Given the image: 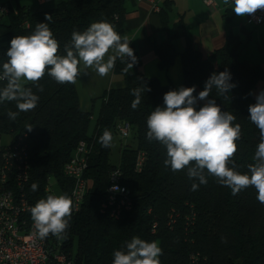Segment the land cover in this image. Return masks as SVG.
Masks as SVG:
<instances>
[{
    "label": "trees",
    "instance_id": "1",
    "mask_svg": "<svg viewBox=\"0 0 264 264\" xmlns=\"http://www.w3.org/2000/svg\"><path fill=\"white\" fill-rule=\"evenodd\" d=\"M126 3L127 0H64L52 10L35 14H30L25 7L14 8L17 14L8 16L9 24L0 37V71L8 60L6 52L11 39L31 35L37 23H48L59 44L58 55H66L65 46H71L73 31L82 33L94 22L111 23L123 37ZM167 11L169 7L160 13L163 29L168 32L167 40L161 44L150 42L161 70L171 67L179 55L174 43L175 28L169 26ZM46 16L51 19L47 20ZM243 44L238 37H229L224 48L204 58L188 42L181 54V64L183 87L195 86L193 95L204 90L212 73L226 69L231 73V82L236 86L224 96L213 88L208 99H214L221 111L236 116L233 123L240 125L241 135L229 166L234 164L236 171L250 175L248 165L255 163L260 132L250 121L248 109L256 103L253 94L258 83H262L261 91L264 90V71L241 58ZM134 55L137 62L132 69L128 68L126 58L115 59L113 76L121 79L123 87L110 89L100 98L101 109L91 136L88 135L91 114L80 109L76 83L59 84L48 75L47 69L37 84L25 85L39 96L34 110L19 112L11 120L8 112L19 111L16 102L0 103V135L11 137L10 145L0 150V165L4 150L21 139L30 165L27 193L36 204L47 197L44 190L48 178L55 179L63 194L69 195L72 182L63 176V166L71 160L80 142L91 146L85 173L90 190L81 210L71 214L64 239L65 251L75 264H112L114 251L123 250L133 237L156 241L163 249L159 257L161 264H264V204L257 200L256 189L250 186L233 195L229 187L219 184L206 170V184L190 180L187 168L174 172L165 166L166 148L146 138L148 116L157 106H164V94L174 88L163 87L156 79L144 77L140 73L141 59L135 51ZM6 83L0 81V89ZM38 85L43 91L38 90ZM141 86L150 90L142 93L141 103L133 110L132 89ZM204 103L197 101L196 109ZM120 122L130 125V136L136 146H124L118 164L113 165L112 141L109 147H104L100 137L106 130L113 136ZM137 152L146 156L140 173L134 170ZM115 168L122 172V184L134 201L133 210L118 220L99 213L108 176ZM33 183L38 185L36 191L32 190ZM193 183L199 184L195 191ZM153 225H156L154 234L151 233Z\"/></svg>",
    "mask_w": 264,
    "mask_h": 264
},
{
    "label": "clouds",
    "instance_id": "2",
    "mask_svg": "<svg viewBox=\"0 0 264 264\" xmlns=\"http://www.w3.org/2000/svg\"><path fill=\"white\" fill-rule=\"evenodd\" d=\"M230 2L238 16L264 9V0H223L226 6ZM46 19L50 20L51 16H46ZM71 42V46H65L66 55H58L59 44L48 23H37L31 35L11 39L6 52L8 60L0 71V81L7 82L0 89V103L15 101L19 110L9 111V119L15 120L19 112H28L37 107L39 96L26 87L25 82L37 84L46 69L57 83L75 84L81 73V62L84 70L93 69L101 77L107 76L114 68L117 57L126 58L130 69L137 62L127 36L122 37L107 21L94 22L82 33L73 31ZM110 50L114 55H108ZM231 81V73L226 69L218 74L212 73L198 95H193L195 86H181L178 90L166 92L164 106H157L147 118L146 138L158 141L166 148L163 163L170 166L172 171L187 168L190 180L206 184V170L219 184L229 187L233 195L252 186L258 193L257 200L264 204V90L257 94L256 103L249 105L248 109L250 121L260 132L255 163L248 165L250 175L241 174L235 170L234 164L229 166L237 150L236 141L240 138L241 127L233 123L236 116L221 111L214 99H208L213 88L219 95L228 93L236 86ZM38 90L43 91L42 86L38 85ZM145 90L150 89L145 86L132 89L135 97L131 102L133 110L141 103ZM197 101H205L199 110L195 107ZM111 141L112 135L106 130L100 142L104 147H109ZM199 184L193 183L192 190H197ZM31 187L36 191L38 185L33 183ZM72 210V200L67 195H48L46 199L39 200L30 209L36 235L40 239L49 234L66 239ZM162 254L163 249L156 241L133 237L126 242L123 250L114 251L112 264H161L159 257Z\"/></svg>",
    "mask_w": 264,
    "mask_h": 264
},
{
    "label": "crops",
    "instance_id": "3",
    "mask_svg": "<svg viewBox=\"0 0 264 264\" xmlns=\"http://www.w3.org/2000/svg\"><path fill=\"white\" fill-rule=\"evenodd\" d=\"M211 1L212 5L206 6L203 0H127L124 36H127L141 59L140 73L144 77L154 78L161 86H172L178 90L183 86L181 54L185 52L188 42L195 51L208 58L224 48L229 37H238L244 43L240 50L242 59L264 71V46L256 43L252 47L253 32L249 28L253 26L257 29L264 24L254 26L246 15H236L231 3L226 6L223 0ZM154 5L159 12L153 10ZM45 6L47 4L39 7ZM168 7L169 26L175 28L174 43L179 55L171 67L161 70L150 42L161 44L167 40L168 32L163 29L160 13ZM108 55L114 53L110 50ZM79 67L81 73L76 82L79 106L83 112L92 114L94 100L101 98L110 89L122 88L123 83L121 79L112 81L113 70L101 77L93 69L84 70L82 62ZM84 84L86 92L81 97L80 91ZM261 89L262 83H258L253 94L255 101Z\"/></svg>",
    "mask_w": 264,
    "mask_h": 264
},
{
    "label": "built area",
    "instance_id": "4",
    "mask_svg": "<svg viewBox=\"0 0 264 264\" xmlns=\"http://www.w3.org/2000/svg\"><path fill=\"white\" fill-rule=\"evenodd\" d=\"M35 1L39 6H42L51 0ZM203 1L206 6L212 5L211 0ZM153 10L159 12L155 5ZM11 13L17 14L9 3H0V17H7ZM246 16L254 26L264 24V9H259L254 14ZM24 25L26 28L29 27L26 23ZM115 132L122 139H127L130 136L131 127L127 122H120L116 125ZM21 142L20 139L15 145L4 150L0 165V264H75L65 251L64 239H58L49 234L44 239H51V246H44V239H40L36 235L30 213L31 207L35 204L27 193L30 178L29 158L26 148ZM91 152V146L87 142H80L71 160L63 166V176L72 182V188L68 195L72 200V214L81 210L90 190V182L85 179V173L88 169ZM145 162V154L137 152L134 165L136 173L142 172ZM55 189L59 195H64L57 181L48 178L45 194L58 196ZM133 207L134 201L131 193L122 184V172L119 168H115L108 176L106 196L99 207V213L110 219L118 220L123 214L131 212ZM7 211L15 212V223L7 222ZM170 220L172 222V218ZM171 222L168 223L169 226H171ZM155 228L156 225H153L152 234L155 233ZM44 248L52 249V257H44ZM192 259L196 260V258ZM195 260L193 263L197 261Z\"/></svg>",
    "mask_w": 264,
    "mask_h": 264
},
{
    "label": "rangeland",
    "instance_id": "5",
    "mask_svg": "<svg viewBox=\"0 0 264 264\" xmlns=\"http://www.w3.org/2000/svg\"><path fill=\"white\" fill-rule=\"evenodd\" d=\"M61 1L64 0H52L47 3V6L45 7H39L35 0H0V3H9V5L14 9L16 7H25L28 8L30 14H35L39 11L44 10H52L54 9ZM9 24V17H0V37L2 34L6 31V27ZM253 32V43L252 47L259 43L260 45L264 46V25L255 29L253 26L249 27ZM119 80V78L112 75V81L115 82ZM29 82H25V85ZM85 85L84 84L81 87L80 95L83 97V94L85 91ZM82 99V98H81ZM94 108L91 114V122L90 127L88 131V135L91 136L94 133L96 120L99 115L100 109H101V100L100 98L94 100L93 102ZM11 143V137L9 135H0V150L8 147ZM124 146H130L132 148H135L136 144L133 142L132 137L129 136L127 139H122L117 133H114L112 136V147H111V163L113 165H117L120 160V151ZM55 193L59 196L58 191L55 189Z\"/></svg>",
    "mask_w": 264,
    "mask_h": 264
},
{
    "label": "bare ground",
    "instance_id": "6",
    "mask_svg": "<svg viewBox=\"0 0 264 264\" xmlns=\"http://www.w3.org/2000/svg\"><path fill=\"white\" fill-rule=\"evenodd\" d=\"M7 222L15 223V212L7 211ZM44 246H51V239H44ZM44 257H52V249L44 248Z\"/></svg>",
    "mask_w": 264,
    "mask_h": 264
}]
</instances>
